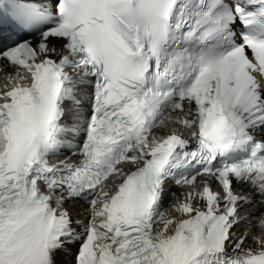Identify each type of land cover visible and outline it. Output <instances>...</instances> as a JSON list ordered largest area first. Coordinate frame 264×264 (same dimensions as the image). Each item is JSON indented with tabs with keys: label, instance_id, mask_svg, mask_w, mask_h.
Returning a JSON list of instances; mask_svg holds the SVG:
<instances>
[{
	"label": "snow or ice",
	"instance_id": "6c2138e0",
	"mask_svg": "<svg viewBox=\"0 0 264 264\" xmlns=\"http://www.w3.org/2000/svg\"><path fill=\"white\" fill-rule=\"evenodd\" d=\"M9 8L0 264H60L74 246V264H264V0ZM89 88L77 130L65 103L79 115Z\"/></svg>",
	"mask_w": 264,
	"mask_h": 264
},
{
	"label": "bare ground",
	"instance_id": "6f19581e",
	"mask_svg": "<svg viewBox=\"0 0 264 264\" xmlns=\"http://www.w3.org/2000/svg\"><path fill=\"white\" fill-rule=\"evenodd\" d=\"M9 71H10V69H9ZM5 73L3 72L2 73V76L3 77H5ZM180 191H178L177 193H179ZM67 209H69L70 210V212H72V211H76L77 209L74 207V206H68V207H66ZM241 234V233H240ZM249 243L251 244L252 242H250L249 241ZM69 257H68V255H65V254H61L59 257H58V260L60 261V264H68V263H66L67 261H65L66 259H68ZM65 259V260H64Z\"/></svg>",
	"mask_w": 264,
	"mask_h": 264
}]
</instances>
